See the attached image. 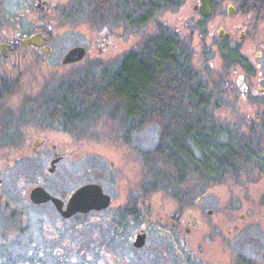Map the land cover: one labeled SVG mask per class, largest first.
I'll list each match as a JSON object with an SVG mask.
<instances>
[{
    "label": "flooded vegetation",
    "instance_id": "af4514ba",
    "mask_svg": "<svg viewBox=\"0 0 264 264\" xmlns=\"http://www.w3.org/2000/svg\"><path fill=\"white\" fill-rule=\"evenodd\" d=\"M82 2L0 0V264H206L204 259L210 264H264V0H210L208 15L202 13V0H190L179 18L184 26L198 28L197 42L194 28L178 31V17L175 25L158 19L162 12L176 13L185 0H94L98 31L93 67L105 63L99 61L101 54H110V65L118 66L168 30L193 65L198 45L200 70L218 78L222 94L221 104L211 107L223 134L205 136L209 155L198 167L196 156L203 154L196 138H187L190 183H163V168L139 147L141 170L128 186L123 179L128 173L119 167L105 169L107 175L94 169L88 178L71 167L68 149L55 133L79 134L81 124L69 129L74 125L65 117L53 116L52 94L62 88L46 87L12 103L22 90L20 77L10 78L2 70V59L20 50L49 58L58 22L83 14ZM140 28L141 39L132 49L131 30ZM37 34L47 42L31 38ZM83 46L85 56L64 65L85 59L89 48ZM62 80L61 86L66 74ZM223 105L234 119L218 117ZM120 123L132 133L146 122ZM130 139L126 134L125 140ZM230 142L238 144L231 162ZM91 183L96 185L94 206L78 208L72 198ZM214 184L221 186V198L205 199ZM165 190L170 191L166 197ZM158 191L162 199H152ZM237 246L241 250L234 251ZM244 246H251L252 253Z\"/></svg>",
    "mask_w": 264,
    "mask_h": 264
},
{
    "label": "trees",
    "instance_id": "16d2710c",
    "mask_svg": "<svg viewBox=\"0 0 264 264\" xmlns=\"http://www.w3.org/2000/svg\"><path fill=\"white\" fill-rule=\"evenodd\" d=\"M93 2L83 0L80 4L83 14L91 19H95ZM147 45L118 66L97 64L79 73L80 78L60 84L57 88L61 91L54 92L50 101L55 106L53 116L65 117L69 126L74 125L69 129L101 118L108 110L128 124L133 120L156 121L161 127L159 141L146 151L148 157L162 164L159 169L172 166L183 180L191 158L187 138L195 137L203 154L201 158L196 156L198 167L209 155V141L205 138L223 134L213 122L211 107L222 102L219 80L193 65L188 52L168 30H164L162 39H149ZM228 147L231 162L238 144L230 142Z\"/></svg>",
    "mask_w": 264,
    "mask_h": 264
},
{
    "label": "rangeland",
    "instance_id": "374dc122",
    "mask_svg": "<svg viewBox=\"0 0 264 264\" xmlns=\"http://www.w3.org/2000/svg\"><path fill=\"white\" fill-rule=\"evenodd\" d=\"M189 2L190 0H185L186 5L180 8L176 13L169 11L162 12L158 16V19H162L164 22L171 25L177 24L176 18H179V16L183 13L182 11L188 7ZM180 20L181 18H179V21ZM181 22L182 21H180V23L178 22V25H176V27L180 28L178 31L181 34L188 33L194 28H188ZM97 27L98 23H96L94 19L88 17L86 13L73 15L72 18H70L64 24H62V22H58V26H56V30L53 32L54 49L49 58L46 59V57H40L31 50H20L17 54L13 55L9 59H2V70L5 72L6 76H9L10 78L20 77L19 81L21 83V87H19L22 90L19 91L18 95L13 97L12 103L20 104L22 103L24 97L30 96L31 94L38 92L43 88H57L59 83L63 81L62 78L63 75L65 76V74L66 78L68 79L66 83H69V81L73 80L72 78L74 77L80 78L81 75L79 73H83L85 69L93 67V59L91 58L94 57L95 54L94 47L95 41L97 39ZM194 30V41L197 42L199 31L196 27ZM140 31L141 28L137 31L131 30L132 49L136 48L141 39ZM76 44L86 45L87 48H89L88 56L77 63L68 65L62 64L61 61L62 57H64V53ZM121 48L123 49V45ZM194 50L196 51V53H194V63L195 65L200 66L201 59L199 57L201 55L199 52H197V44L195 45ZM114 56L118 57L119 55L115 54ZM100 57L101 60L99 61L105 62L103 64L106 66L110 65L111 61H108L111 58L110 54H101ZM212 59L214 61L216 60L214 56ZM117 60L118 59H114V61ZM237 108L238 106H235L234 110ZM216 112L218 117L221 119L226 117L229 119L235 118V115L229 106L223 105L217 109ZM104 114V116L101 118L99 117L92 122L81 124L80 127H78L79 134L78 132L75 134L69 132H56L55 134L57 135L55 136L58 137L57 139L59 142L62 141V145L64 147H67L69 160H72L73 163L71 167L74 169L83 170L84 178L94 176V169H100L99 173H105V175H107L108 171H104L105 169H109L110 167H119L122 172L126 171V173L129 174L124 175L125 177L123 176L124 184L125 186H128L131 183L133 184V180H135V174L140 173L141 170V163L136 156V151L139 149V147L147 150L153 149L159 141L161 127L158 122L150 121L145 123L144 127L140 131L129 133L126 131V127H128V125L121 124L120 119L118 116H116L117 114L113 117L110 110L105 111ZM76 134H78V136L84 137L78 138ZM126 134L132 138L128 142L125 140ZM157 165L158 164H156V167ZM160 166H162V164ZM160 166L158 165L157 168ZM18 167H23V165H19ZM162 168H164L163 171L165 172L163 173V183H172L173 180H175V182L184 184L190 183L188 177L189 175H186L183 180H179L178 173L172 166L164 165ZM222 191L223 190L221 189L220 185L214 184L206 189L205 199L213 198L214 200H219L221 198ZM167 192L169 193L170 191H163L165 197V193ZM163 193L158 191L157 193L153 194L151 198L154 200L162 199L161 194ZM158 205L159 204L155 202L150 207V210L153 211V215H155ZM237 250H241V248L237 246L234 251ZM242 250H244L247 254L252 253L251 246H244ZM220 252L223 253V250ZM217 256L215 257L217 258ZM202 261L203 263L210 264L205 259ZM218 263L219 262H217V264ZM222 264L224 263L222 262Z\"/></svg>",
    "mask_w": 264,
    "mask_h": 264
},
{
    "label": "water",
    "instance_id": "95a60500",
    "mask_svg": "<svg viewBox=\"0 0 264 264\" xmlns=\"http://www.w3.org/2000/svg\"><path fill=\"white\" fill-rule=\"evenodd\" d=\"M203 1V5H202V13L204 14H210L209 10H210V0H202ZM33 40L35 39H42L41 41L43 42H47V38L44 36L42 37L41 35L37 34L31 37ZM86 54V48L83 45H75L73 47H71L66 54L64 55V57L62 58V63L66 64V63H70V62H75V61H79L81 60ZM94 184H87L86 186L80 188V190L74 195V197L72 198V200L77 201L78 204V208H81L83 210H86L92 206H94V201L96 200V197L93 196V189L94 188ZM97 190H100V187H98ZM95 193V192H94Z\"/></svg>",
    "mask_w": 264,
    "mask_h": 264
}]
</instances>
